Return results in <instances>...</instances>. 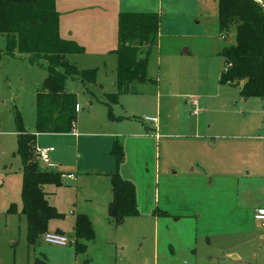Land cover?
Here are the masks:
<instances>
[{"label": "rangeland", "instance_id": "374dc122", "mask_svg": "<svg viewBox=\"0 0 264 264\" xmlns=\"http://www.w3.org/2000/svg\"><path fill=\"white\" fill-rule=\"evenodd\" d=\"M195 2L197 9L192 0H173L164 12L163 30L178 37L172 42L163 38V49L176 46L179 55L160 56L155 47L148 73L158 82L140 87L142 95L135 97L154 107L159 83V105L169 112L165 118L162 115L160 137L139 138L135 135L140 125L131 123L130 135L121 143L138 215L118 225L106 223V186L94 176L118 172L119 165L107 168L114 162L110 147L102 150L96 143L105 137L83 125L82 131L90 136L80 140L78 156H72L70 163L89 175L78 178L82 195L76 209L71 194L78 189L73 182L52 187L50 203L62 216L48 221L47 233L61 232L68 240L73 236L75 212L87 204L83 195L94 196L92 208L86 210L95 233L87 264H264V227L254 218L258 209H264V101L242 100L240 82L220 84L225 66L221 50L234 44V28L221 38L217 0ZM3 47L0 37L1 51ZM184 48L188 53H183ZM0 56V264H35L36 259L47 264H83L84 254H75L72 243L48 244L41 236L34 245L27 244L13 109L20 113L24 128L34 130V95L46 76L45 63L30 64L26 55ZM85 58L75 66L96 69L95 81L85 83L84 90L79 79H67L80 106L87 105L79 109V116L89 102L97 106L115 65L114 57ZM91 86L99 89L93 91ZM90 91L93 96L87 94ZM192 97L197 100V114H193ZM136 113L139 121L146 115ZM35 160L44 168L37 154ZM11 205L15 211L8 213Z\"/></svg>", "mask_w": 264, "mask_h": 264}, {"label": "trees", "instance_id": "16d2710c", "mask_svg": "<svg viewBox=\"0 0 264 264\" xmlns=\"http://www.w3.org/2000/svg\"><path fill=\"white\" fill-rule=\"evenodd\" d=\"M160 16L152 12H122L117 20L115 92L107 94L111 103L121 94L131 91L133 83L153 80L147 76L150 49L157 44ZM59 13L55 0H0V37L4 47L0 55L14 56L15 51L28 56L30 64L43 61L46 76L35 94V133L25 130L20 113L13 109L16 132L15 154L22 167L21 214L26 220V241L34 245L47 232L50 219L62 215L51 206L43 190L44 185L60 186L61 174L38 167L35 160L36 133H69L73 131L77 112L76 96L65 90L68 78L83 84L93 83L96 69L79 70L67 59L69 54L83 53L72 40H64L58 33ZM234 28V44L224 46L221 54L225 66L220 84L242 82V99L264 98V4L258 0H217V29L224 39ZM108 117L113 119L111 110ZM110 154L116 166L123 159L122 146L112 143ZM112 199L107 215L114 225L125 218L138 215L135 186L117 171L109 174ZM15 211L14 205L8 213ZM91 221L85 214H77L73 225L75 254H83L87 242L94 239ZM84 260L83 264H87ZM35 264H47L36 259Z\"/></svg>", "mask_w": 264, "mask_h": 264}, {"label": "crops", "instance_id": "0c3cea01", "mask_svg": "<svg viewBox=\"0 0 264 264\" xmlns=\"http://www.w3.org/2000/svg\"><path fill=\"white\" fill-rule=\"evenodd\" d=\"M192 1H193L192 4L197 9L199 6H197L195 0ZM202 1L203 0H200L201 2L200 5L203 3ZM172 3L173 0H55V8L59 13V23H58L59 36L64 40H72L78 46L83 48V53L67 55V59L70 62L75 64L80 62V59L83 60L86 59L85 57H87L88 59H102L107 57H114L115 59L114 68L111 69L112 74L110 78V85L107 84L105 86L106 90L103 92H99V95L102 98L96 101L97 106H95L94 102L92 101L89 102L88 108L81 113V116H79L80 114L79 109L87 105L85 104L80 106V104L77 102L76 105L77 117L73 131L69 133H36V144H35L36 147L50 149L49 159L50 162L53 163L54 165L49 169V171L52 170L54 172L60 173L61 176H64L63 178L61 177L62 182L65 180L69 182H73L74 186L78 189V190L75 189L74 193L71 194L72 203H74L73 206L75 207V209L79 202L78 200L79 194H81V190L78 188L79 186L77 183L78 178L82 177L83 179L84 177H86L85 175H89L88 172L80 173L78 165H76V163L75 164L70 163L72 156L73 157L76 156L75 158H77L78 156L77 151L79 150L80 140H82V138L85 139L88 136H90L89 132L82 131L80 125H83L84 127H88V129L93 131L95 135L98 137H105L104 139H102V141L96 142L98 144V147L100 146L102 150L109 147L111 149L112 143L114 141H118L120 145L121 143L124 145L126 142L127 135H130L129 131L133 128V126H131L132 125L131 123H136L140 125L138 126L140 131L135 135L139 138L154 136L155 139H158L160 137L159 132L163 127V125H161L162 115L165 118L169 115V112L168 110L162 111L161 106L159 105L160 102L158 101L160 98L159 83L157 85V90H156L157 102L154 107H147L144 102L139 100V98H135V97L142 95V93L139 92L142 89L140 87H144V85L148 83L156 84L158 82V79L153 78L154 75L148 73L152 65V59H151L152 50H154L155 47H157L156 49L158 50V53H160V56H163L165 52L167 53L169 52L172 56L179 55L178 48L176 46H173L170 49H163V43H164L163 38H166L168 39L169 42H172L174 38L178 37L176 34L173 35V33H170V30H163L162 27L163 14L166 11V9L170 7ZM122 12H152V13H157L160 16L159 28L157 33V44L155 47L150 49V54L147 62V70H146L148 78L153 81L143 84L133 83L131 85L130 92L121 94L117 102L111 103L108 102L106 95L115 92L114 84L116 78L115 76L116 56L115 54L112 53V50H114L117 46V20H118V15ZM216 18H217V12H216ZM169 23L172 25L173 24L176 25L174 21H171ZM2 38L3 40H5L4 37ZM183 53H188V49L184 48ZM19 55L20 54H15L12 57ZM181 62L183 64L185 63L184 60H181ZM240 84L242 85V82H240ZM82 86L84 87L85 90V84L82 83ZM92 89L94 91L99 89V87L93 86ZM65 90L69 93L76 92L75 91L76 89H74V87H72V84H69L67 80L65 82ZM87 94L93 96V93L91 91ZM86 97L87 98L85 99L88 102L89 97L88 96ZM248 99H242V100H248ZM260 99L264 101V98H260ZM34 101H35V95H34ZM186 102H188V100H186ZM109 109L112 112L113 119H110L108 117ZM138 111L141 114H146L142 119L138 117V119H141L140 121L137 120L136 118L137 117L136 112ZM145 117H154L156 118V122L152 124H150L151 122H145L144 121ZM34 123H35V117H34ZM98 130H106V133L99 132ZM14 133L16 134V132ZM29 133H35V125H34V130L32 129ZM110 149H109V153H110ZM123 158H124V153H123ZM115 163L116 162L114 158V162L112 160V162L107 165V168L111 170L115 165ZM42 166L44 165L42 164ZM117 169L120 176L123 179L130 181L129 177H127L128 175L126 173V170H124L123 159L119 163ZM68 175H72V177L68 178L67 177ZM94 178H95L94 180L98 182L100 181L106 186V195L104 196L103 207L106 208V213H107L108 204L112 199V194L110 192L109 174L103 176L102 174L95 173ZM52 187H54V185L52 184H47L44 185L43 187V190L46 193V199L50 205H52L50 203V195L53 193L51 192ZM83 198L86 200L87 204L85 205L82 204V206H80V209H78L77 212H75L74 209L76 215L78 213L88 215L87 213L89 211L86 210L92 208L91 203L94 200V196L92 192L87 193L86 196L83 195ZM69 212L73 213L72 210ZM106 223L108 225L109 224L114 225L109 219L108 215L106 218ZM58 233L64 235L61 232ZM71 239H73V236H71ZM94 241L95 238L92 241L87 242L86 251L85 253H83L86 260L88 261L90 259L88 258V252L92 243H95Z\"/></svg>", "mask_w": 264, "mask_h": 264}, {"label": "built area", "instance_id": "2783aa9c", "mask_svg": "<svg viewBox=\"0 0 264 264\" xmlns=\"http://www.w3.org/2000/svg\"><path fill=\"white\" fill-rule=\"evenodd\" d=\"M190 103L192 106H194L193 109V114H197L198 110H197V100L195 98H191L190 99ZM77 109V108H76ZM145 122H152L155 123L156 122V118L154 117H145L144 118ZM36 154L38 156L39 161L44 165V169L49 170L51 167H53V163L50 162L49 159V148H35ZM68 178L72 177V175H68ZM254 218L257 219L258 221L261 222V226L264 227V209H258L255 213H254ZM43 240L48 243V244H53V245H60V246H64L67 245L69 243H73L74 239H70L68 240L67 237H65L62 234L59 233H44L42 236Z\"/></svg>", "mask_w": 264, "mask_h": 264}]
</instances>
